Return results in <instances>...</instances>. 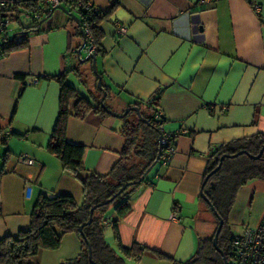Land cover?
Returning a JSON list of instances; mask_svg holds the SVG:
<instances>
[{
	"label": "crops",
	"instance_id": "0c3cea01",
	"mask_svg": "<svg viewBox=\"0 0 264 264\" xmlns=\"http://www.w3.org/2000/svg\"><path fill=\"white\" fill-rule=\"evenodd\" d=\"M88 1L105 11L115 4L99 24L103 52L96 55L107 106L121 114L139 101L140 109L149 112L144 103L154 98L152 108L164 119L162 132L178 133L169 163L159 162L129 195L130 207L118 222V234L123 246H136L133 251L138 252L124 260L185 261L198 240L209 237L211 218L200 191L211 151L231 141L264 136V0ZM253 4L259 5L258 11ZM54 12L42 32L29 35L26 47L0 57V130L10 134L5 145L0 144V240L29 229L40 194H64L82 202L80 182L46 150L60 90L46 77L63 75L65 83L87 99L97 79L86 68L91 62L77 58L83 38L75 21L61 11L54 22ZM115 22L126 27L125 34L116 33ZM75 101L69 103L71 113ZM122 118L93 111L83 118H67L66 139L84 147L87 170L105 175L119 160L125 144ZM22 154L34 163L19 162ZM261 192L264 182L259 180L238 190L229 214L232 229L239 204L250 206ZM263 213L264 201L254 226ZM107 214L108 221L115 217L113 209ZM104 237L122 256L108 224ZM80 249L78 237L65 234L58 249L40 250L30 260L60 264L75 258Z\"/></svg>",
	"mask_w": 264,
	"mask_h": 264
},
{
	"label": "trees",
	"instance_id": "16d2710c",
	"mask_svg": "<svg viewBox=\"0 0 264 264\" xmlns=\"http://www.w3.org/2000/svg\"><path fill=\"white\" fill-rule=\"evenodd\" d=\"M82 1L87 2L88 0ZM93 6L89 11H80V17L76 16L78 18L76 25L84 37L81 30L82 22L88 23L92 42L97 50L95 55H97L103 52L100 43L103 34L99 24L102 20L109 18L115 4L106 11L98 8L93 9ZM20 7H13L14 14L10 22L16 23L17 28L12 32L7 27L0 33V57L26 47L29 35L42 32L44 30L43 23L51 17L49 11L43 19L35 20L27 12L29 5L24 4ZM23 18L28 22L24 23ZM98 74L100 76L99 72ZM78 75L82 76L80 72ZM46 78L55 80L60 88L57 118L46 150L59 159L65 172L80 182L83 191L82 202L77 204L71 196L64 194H40L30 213L29 229L20 231L16 236H5L0 240V264H32L31 257L40 250L58 249L65 234L76 235L80 240L81 249L75 258L60 264H128L124 259L134 255L132 252H138V249L133 251L136 246L128 248L122 245L118 234V222L129 210L131 192L141 183L146 182L149 172L146 175L145 172L160 162L159 136L161 134L160 126L164 119L162 116L155 117L158 109L152 108V106L156 99L150 98L144 103L149 107V112L142 111L141 103L137 101L135 106L138 107L139 115L135 111H129L122 118L123 125L120 132L125 138V144L120 158L107 174L100 175L84 167L82 160L84 147L72 144L66 139V123L70 115L83 118L91 111L101 116L111 115L107 111V109H111L105 100V108L99 103L102 92L97 87V81L94 82V92H90L87 99L67 85L63 75ZM21 92L22 90L20 94ZM73 99L76 101L71 113L69 103ZM1 133L0 130V135ZM22 136L24 137L25 134ZM5 143V140H0V144L5 145ZM263 145L264 136L256 134L249 138L222 144L211 151L203 173L200 198L206 210L216 219L217 226L220 219L223 221L216 240L217 248L213 246V236L200 238L197 248L190 258L173 264H224L223 257L229 264V260L233 257L234 238V234L229 228V214L241 187L252 180L264 182V150L258 159L248 156V154L255 156ZM240 151H244L246 154L224 158L219 169L212 172L218 166L221 156ZM2 173L3 169H0V175ZM141 177L143 178L141 179ZM139 180H141L140 183H136ZM127 183L131 184L123 192L116 195L108 204H103ZM202 196L209 203L205 202ZM98 204L101 205L94 209L91 222L86 223L90 209ZM211 207H213V211ZM110 209H113L115 217L108 221L107 213ZM107 224L112 228L122 256L118 255L105 240L104 229ZM88 246L90 247V258ZM138 258L139 255L136 260Z\"/></svg>",
	"mask_w": 264,
	"mask_h": 264
},
{
	"label": "built area",
	"instance_id": "2783aa9c",
	"mask_svg": "<svg viewBox=\"0 0 264 264\" xmlns=\"http://www.w3.org/2000/svg\"><path fill=\"white\" fill-rule=\"evenodd\" d=\"M24 4L29 5L27 12L35 20L43 19L49 11L58 10V7L80 17L81 10L89 11L93 6L89 1L83 2L82 0H0V33L9 26L14 14L13 7L21 8L20 6ZM93 9L96 7L93 6ZM253 9L258 11L259 5L253 4ZM114 29L118 35H123L126 32V27L119 22H115ZM81 30L85 39L83 49L86 54H96L97 50L92 42L89 25L86 21L82 22ZM161 115V111L158 110L155 117L159 118ZM9 135V132H2L0 140L6 141ZM177 136L178 133L167 134L161 130L159 160L163 165L169 163L175 149ZM18 161L27 165L34 163V160L26 154L20 155ZM29 193L30 186L26 185L25 194L29 195ZM232 253V264H264V213L255 227L246 226L239 234H234Z\"/></svg>",
	"mask_w": 264,
	"mask_h": 264
},
{
	"label": "water",
	"instance_id": "95a60500",
	"mask_svg": "<svg viewBox=\"0 0 264 264\" xmlns=\"http://www.w3.org/2000/svg\"><path fill=\"white\" fill-rule=\"evenodd\" d=\"M57 9L60 10V11H62V12H64V13H65L66 15H68L69 17H71V18L75 21L76 24L78 23V18H77L74 14L69 13L68 11H66L65 9H63L62 7H58ZM82 38H83V41H82L81 45L79 46V48H78V50H77V58H78V60L81 61V62L91 61L92 68H93V72H94V74H95L96 77H97V87H98V89L102 92V96H101V98H100L99 103H100V105H101L102 107L105 108V106H104V100H105V98H106L107 93H106V91L104 90V88H103V86H102L101 77L99 76V74H98V72H97V68H96V55H95V54H87L84 58H81V52H82L83 47H84V45H85V39H84L83 36H82ZM107 111H108L111 115L116 116V117H120V118L124 117L129 111H135V112L139 115V110H138V107H136V106H130V107L126 108V109L124 110V112H122L121 114L116 113V112H113L112 110H108V109H107ZM159 140H160V136H159ZM263 150H264V145L261 146V148L259 149L258 153H257L255 156H254V155H251V154H248V156L251 157V158L258 159V158H260V156H261ZM243 153L246 154L244 151H240V152H237V153H235V154H227V155H223V156H221L218 166H217L212 172H215L216 170L219 169V167H220V165H221V163H222V160H223L224 158H226V157H235V156L240 155V154H243ZM150 170H151V167L145 172V175H146ZM142 178H143V177H141V179H142ZM140 181H141V180L137 181L136 183H140ZM129 184H131V183L124 184V186H122V187L116 192V194H115L113 197H111L109 200L105 201L103 204H108L109 202H111V201L113 200V198H114L116 195H118V194H120L121 192H123L124 189H125ZM202 197H203V199L205 200V202L209 203V201H208L204 196H202ZM99 205H101V204L95 205V206H93V207L90 209V211H89V218H88V221H87L86 223H90V222H91V219H92V213H93L94 209H95L96 207H98ZM211 210H212V211L214 210L213 207H211ZM222 224H223V221L220 219V220H219V223H218V226H217V228H216V230H215V233H214V235H213V240H212V242H213V246H214L215 248H217L216 240H217L218 234H219V232H220V230H221ZM81 228H82V226H81L79 229L81 230ZM220 252H221V251H220ZM88 253H89V258H90V247H89V246H88ZM221 254H222V252H221ZM223 260H224V264H228V261H227V259H226L225 257H223ZM90 261H91V260H90Z\"/></svg>",
	"mask_w": 264,
	"mask_h": 264
},
{
	"label": "rangeland",
	"instance_id": "374dc122",
	"mask_svg": "<svg viewBox=\"0 0 264 264\" xmlns=\"http://www.w3.org/2000/svg\"><path fill=\"white\" fill-rule=\"evenodd\" d=\"M54 11H55L54 12L55 14H54V16L51 19H53L54 22H56V19H55L56 16L57 15L60 16L62 13H61L60 10H54ZM47 20L44 23L47 22V24H48ZM26 21L28 22V20L23 18V22L26 23ZM29 22H30V20H29ZM8 27L13 32L15 30V28H17V24L16 23H10ZM86 55L87 54H86L85 50H82L81 58H84ZM91 67H92V64L91 65L90 64L86 65V68L90 72H92V70H93V68H91ZM261 194H262V196H260V193H256L254 195V198L251 200V205L250 206H246V205L245 206L244 205L241 206V204H239L240 205L239 206L240 214H239L238 218L234 222V225H233L234 228L233 229L231 228V225L229 223L230 231L232 229L233 234H235V235L239 234L241 232V230L244 227H246V226H249V227H255L256 226V225L254 226V224L256 222V212H257V209H258V206L260 205V203L264 201V192H261ZM235 207H237V206H234V209H235ZM208 214H209V216L211 218V220L209 222L210 229H209L208 235L209 236H213V234H214V232L216 230V227H217V221H216V219L213 217V215L210 212H208ZM229 264H232V259L229 260Z\"/></svg>",
	"mask_w": 264,
	"mask_h": 264
}]
</instances>
